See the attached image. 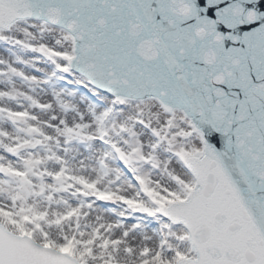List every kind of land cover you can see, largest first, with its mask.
<instances>
[{
  "label": "snow or ice",
  "instance_id": "obj_1",
  "mask_svg": "<svg viewBox=\"0 0 264 264\" xmlns=\"http://www.w3.org/2000/svg\"><path fill=\"white\" fill-rule=\"evenodd\" d=\"M0 264H264V0H0Z\"/></svg>",
  "mask_w": 264,
  "mask_h": 264
}]
</instances>
